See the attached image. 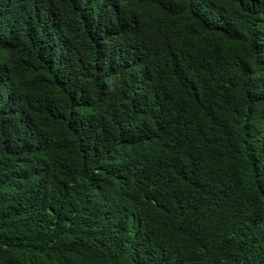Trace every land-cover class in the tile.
Returning a JSON list of instances; mask_svg holds the SVG:
<instances>
[{
	"label": "trees",
	"instance_id": "16d2710c",
	"mask_svg": "<svg viewBox=\"0 0 264 264\" xmlns=\"http://www.w3.org/2000/svg\"><path fill=\"white\" fill-rule=\"evenodd\" d=\"M0 264H264V0H0Z\"/></svg>",
	"mask_w": 264,
	"mask_h": 264
}]
</instances>
